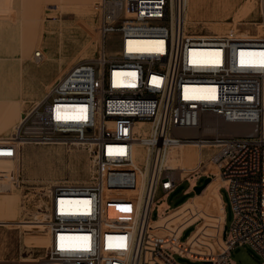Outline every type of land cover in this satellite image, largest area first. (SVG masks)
<instances>
[{
    "label": "built area",
    "instance_id": "built-area-1",
    "mask_svg": "<svg viewBox=\"0 0 264 264\" xmlns=\"http://www.w3.org/2000/svg\"><path fill=\"white\" fill-rule=\"evenodd\" d=\"M98 5L96 56L67 72L41 103L23 113L10 139L0 141V160L12 164L0 169V186L21 188L17 163L26 144L83 146L91 153L93 177L51 188L43 256L0 264H181L177 253L149 242L147 232L182 184L163 162L183 145L200 147L205 158L190 170L188 188L213 179L205 166L215 165L234 213L226 225L227 253L206 264H235L231 251L243 246L264 264V37L187 30L186 0H99ZM139 122L151 124L145 137ZM230 124L255 131L230 137L225 130ZM186 129L216 134H176ZM138 143L147 154L142 164L136 162ZM110 184L115 193L136 195L123 203L134 219H117L108 227L104 194ZM166 206L163 215L170 210Z\"/></svg>",
    "mask_w": 264,
    "mask_h": 264
},
{
    "label": "rangeland",
    "instance_id": "rangeland-1",
    "mask_svg": "<svg viewBox=\"0 0 264 264\" xmlns=\"http://www.w3.org/2000/svg\"><path fill=\"white\" fill-rule=\"evenodd\" d=\"M22 0H0V22L16 23L18 19L17 9ZM26 6L32 5V0H26ZM199 18L200 23L191 29L196 33H214L215 28H222L224 32H239L248 36L259 35L264 37V11L262 9V0H199ZM248 10L247 13L244 11ZM84 17L88 15L90 24L86 23L85 32L86 36L80 40L77 36L82 29L78 26L72 30L73 49L85 48L90 54V59L94 58L97 54V44L99 37L97 34L98 24L96 23L92 11H86L85 13L80 10V7L73 8L71 12L64 10H51L48 6L41 7L40 19L36 21L39 27L24 28V41L28 42L27 32L30 30L35 35L36 42L41 44H52L56 42L54 39L56 36L61 37L57 42V48H55V59L59 62L64 61L65 55H67L66 49L68 45H65L66 41L70 37V30L65 29L67 32L62 31V21L73 19L80 15ZM77 20V19H76ZM27 22V20L25 19ZM78 21H81L78 20ZM85 20H82V25L85 26ZM89 26V27H88ZM77 28V29H76ZM90 28V29H89ZM14 28L9 29V35L13 37ZM221 34V33H220ZM66 38V39H65ZM65 41V42H64ZM80 46V47H79ZM36 48L35 50H39ZM42 50V49H41ZM83 54V53H81ZM53 68V67H52ZM46 70L50 74V87L54 86L59 80H61L68 71V68L60 71L51 68ZM33 71H0V97H7L12 91L22 96L23 93L28 91L30 99L37 94L39 79L42 73ZM48 88L49 93L51 88ZM35 91V93H34ZM24 96V94H23ZM40 100H35L34 103L27 102L23 108V112L28 111L34 105H37ZM150 127L147 126L144 130L145 136L150 132ZM16 129L11 133V136L15 133ZM255 131V127L249 132L240 133L236 131H228L229 136L251 134ZM214 134L213 132H204ZM175 152L170 154L171 161L168 164L167 169L175 170L174 177L182 182L177 190L170 195L167 200L170 210L163 215V211L166 205L160 206L161 218L158 223L152 224L147 232V240L149 242L158 244L166 248L164 242L167 240V236L171 244L178 242L180 232L189 225L193 228L188 229L181 240L184 242L181 245L183 253L193 259L213 261L217 256L227 253L224 228L225 219L224 209L225 205H221L219 200L220 194L210 193L204 196L197 195L196 202L191 203L182 210L171 211V208L175 209L181 206L189 198L195 197L196 193L192 190L191 193L184 194L188 188L187 179L190 178V170L183 172L179 171L185 161V168H193L196 163L194 159L196 157V151L192 149H180L173 150ZM147 156L146 152L139 150V164L144 162V158ZM184 158V159H183ZM20 169L22 185L20 189L10 188L7 185L0 186L6 187L9 192H0L1 197L13 198L17 202V206L20 208L18 222H9L4 216L0 218V255L5 258H38L45 254L46 247L37 246L35 241L39 238H49V231L46 227L47 215L46 209L48 205V196L53 186L61 183H89L93 177L94 169L91 162V153L89 149L80 145H68V144H26L22 145L19 155V161L17 163ZM12 166L9 162L0 161V169H10ZM111 170V169H110ZM136 170L139 171L138 167ZM119 178V175L116 176ZM125 180V179H124ZM205 179L199 182V186L203 184ZM128 181V180H126ZM118 182V181H117ZM186 182V183H184ZM222 190V187L220 188ZM223 199L227 204V223L229 227L232 224L234 213L232 210L230 198L226 190H222ZM106 192L104 194L105 198ZM136 195V193H113L112 197H118L119 200V213L129 212L126 210L120 211L127 201ZM160 197V196H159ZM162 199L159 201L162 203ZM224 206V208H222ZM171 211V212H170ZM159 214V207L155 209L152 214V219H157ZM123 216L120 214L116 218L121 219ZM43 222V223H39ZM4 223V224H3ZM26 224V228L23 225ZM40 225L42 227H40ZM26 230V231H25ZM194 230V231H193ZM161 232L163 234H161ZM193 232V233H192ZM192 233V235H191ZM32 237H31V236ZM191 235V236H190ZM190 236L189 240L187 238ZM231 260L235 264H262L261 257L249 246L237 247L231 251ZM175 260L181 264H206L204 262H191L185 258L175 255Z\"/></svg>",
    "mask_w": 264,
    "mask_h": 264
},
{
    "label": "crops",
    "instance_id": "crops-1",
    "mask_svg": "<svg viewBox=\"0 0 264 264\" xmlns=\"http://www.w3.org/2000/svg\"><path fill=\"white\" fill-rule=\"evenodd\" d=\"M26 0H22L21 4H19L17 9L18 19L16 20V23H10V22H0V71H33L42 73L39 83L37 85L38 91L37 94L34 91V97L30 99L28 96V91L26 93H23L22 96L16 93L17 91H12L10 94L7 95V97H0V141L8 140L11 137V133L17 129L18 124L22 118L23 115V108L27 105V102L34 103L35 100H40L39 103L47 96V90L51 86L50 83V74L46 72V70H49L48 68H51L50 70L53 71L54 69L63 71L68 68V71H70L75 65L80 64L84 61H87L90 59V54L88 51H85V48H79L74 50L73 44L75 43L72 41V33L74 30H72L74 27L78 26L80 29V33H78V37L83 39L86 36L85 27L86 23L88 25L90 24L87 20H89L88 15L85 17L81 14L79 19L78 17L68 20L62 21V31L60 30V35L65 32V29L70 30V37L68 38L65 45L67 46L66 52L67 55H65L64 61L59 62L58 59H55V48H57V42L61 39V37L56 36L55 41L51 45L50 44H41V42H36L34 39L37 35H35L30 30L27 32V37L29 38L28 42L25 43L24 41V33H25V27L26 28H34L39 27L38 24H36V21H39L40 19V12L41 7L48 6V9L51 10H64L71 12L73 8L80 7L81 12L84 13L86 11H92L91 16L95 19L96 23L99 24L100 20V10H99V0H32V5L26 6L25 3ZM199 0H188V15H187V30L192 31L191 29H194L196 25L200 23L199 18ZM245 13L248 12V10L244 11ZM27 20V22L25 21ZM81 21H78L80 20ZM82 20H85V26L82 25ZM14 35L11 37L9 35V29L14 28ZM89 27V26H88ZM87 28V27H86ZM75 29V28H74ZM77 29V28H76ZM90 29V28H89ZM224 32V29L222 28H215L214 33L222 34ZM224 34V33H223ZM63 37V35H61ZM66 39V38H65ZM99 39V38H98ZM65 42V41H64ZM97 48L99 51L100 48V39L97 44ZM39 50H35L36 48H40ZM80 47V46H79ZM38 52H41L42 58L38 59L36 57V54ZM83 53V54H81ZM98 53V52H97ZM54 69H53V68ZM32 72V73H33ZM53 87V86H52ZM52 87H50L52 89ZM50 89V90H51ZM49 90V91H50ZM38 103V104H39ZM146 161V157L144 158V162ZM136 162L139 164V153L136 155ZM185 164V161L184 163ZM12 167V166H11ZM139 168V166L137 165ZM114 181H118L115 180ZM186 183V182H184ZM183 184V183H182ZM199 186V185H198ZM114 184H110L107 188V192L105 195V211L107 215V226H112L116 223V218L118 215L123 216V220H133L134 214L133 211L129 209V205H125L122 209L120 208V211L123 210L129 213H119V200L118 197L114 198L112 197V194L115 193L117 189ZM223 190V187H222ZM222 190H219L220 197L222 198V202L225 205L224 210V219H225V226L227 223V204L223 199ZM6 187H0V192H9ZM192 192L191 188H187L184 192V194H189ZM198 196L195 195V197L189 198L185 203H183L181 206L173 209L171 208V211L176 210H182L183 208L187 207L193 202H196ZM191 202V203H190ZM165 204V203H164ZM163 204V205H164ZM166 204H168L166 202ZM165 204V205H166ZM167 207V206H166ZM170 211V212H171ZM20 213V208L17 206V202L13 198H6L0 196V218L3 216L9 220V222L4 223H12V222H18V217ZM160 220V219H159ZM158 221H154V223H158ZM3 223V224H4ZM43 223V222H39ZM43 226V225H42ZM40 225V227H42ZM44 227V226H43ZM23 228H26V224L23 225ZM193 228L192 225L187 226L184 228L180 234L178 242H175L171 244L169 240V236H167V240L164 242L166 245V248L171 249L175 253L178 254V256L185 258L187 260H193V261H199V262H206V260H197L193 259L183 253L181 245L184 244L182 242L181 238L184 235V233L190 229ZM26 231V230H25ZM194 231V230H193ZM193 233V232H192ZM191 233V235H192ZM161 234H163L161 232ZM190 235V236H191ZM31 236V235H30ZM190 236L187 238L185 242H187L190 238ZM32 237V236H31ZM107 244L111 245L112 238L107 237L106 238ZM48 239L46 238H39L35 241V244L37 246L41 247H47L48 246ZM108 255V253H107ZM22 258H5L4 256L0 255V261H19Z\"/></svg>",
    "mask_w": 264,
    "mask_h": 264
},
{
    "label": "bare ground",
    "instance_id": "bare-ground-1",
    "mask_svg": "<svg viewBox=\"0 0 264 264\" xmlns=\"http://www.w3.org/2000/svg\"><path fill=\"white\" fill-rule=\"evenodd\" d=\"M264 1V0H263ZM186 7H187V10H186V15H185V28L187 27V24H188V21H187V15H188V0H186ZM38 55H40L41 56V52H38ZM42 58V57H41ZM41 58H38V59H41ZM51 91V90H50ZM50 93V92H49ZM48 93V94H49ZM48 94H47V96H48ZM46 96V97H47ZM45 97V98H46ZM44 98V99H45ZM43 99V100H44ZM42 100V101H43ZM41 101V102H42ZM40 102V103H41ZM151 126V124L150 123H147V122H139L138 124H137V130H138V132L140 133V136L141 137H145V135H146V133L144 132V130H145V128L147 127V126ZM252 127L253 126H251V125H240V124H230V125H226V127H225V130H226V134H227V136H229L228 135V133H227V130L228 131H236V132H240L241 134L242 133H245V132H249L251 129H252ZM150 129H151V127H150ZM204 132H213L214 134H212V135H210V133H204ZM176 134H178V135H180V136H187V137H192V138H196V137H198V136H200V135H207V136H214L215 134H216V131L215 130H198V129H186V130H178L177 132H176ZM243 135H247V134H243ZM236 136H241V135H236ZM230 137H234V136H230ZM140 143H138V145L136 146V149H137V152H136V155L139 153V150L141 149V146L139 145ZM181 147H184V149H192V150H195L196 151V157H195V159H194V162L193 163H196V165L195 166H197L199 163H200V161H202V160H204L205 158H204V153H203V150L200 148V147H197V146H195V145H183V146H181ZM180 147V148H181ZM179 148V149H180ZM208 149H210V148H208ZM173 152H175V151H171L170 153H169V155L167 156V158L165 159V161L163 162V167H165V168H168V164H169V162H172L171 161V157H170V154L171 153H173ZM147 157V156H146ZM147 159V158H146ZM184 159V158H183ZM1 161V160H0ZM1 162H7V161H1ZM194 166V167H195ZM205 168H206V173H211V174H213L215 177L213 178V179H211L212 181L209 183V185L202 191V195L201 196H204V195H206V194H210V193H216L217 195H218V193H219V190H220V188L221 187H224V185H225V182L220 178V174H219V169L215 166V165H213V164H206V166H205ZM191 169H193V168H188V169H186L185 168V164H183L182 165V167H181V169L179 170V171H181V172H183V174L186 172V171H188V170H191ZM192 183L194 184V181H192ZM198 186V185H197ZM196 186V187H197ZM196 195H200V194H196ZM221 199V201H220V203H221V205H222V198L221 197H219V200ZM224 205V204H223ZM222 208H224V206L222 207ZM225 210V209H224ZM224 212V211H223ZM223 218H224V216H223ZM152 224H154V222L152 223ZM152 224L150 225V226H152ZM225 229V228H224ZM148 235V234H147Z\"/></svg>",
    "mask_w": 264,
    "mask_h": 264
},
{
    "label": "water",
    "instance_id": "water-1",
    "mask_svg": "<svg viewBox=\"0 0 264 264\" xmlns=\"http://www.w3.org/2000/svg\"><path fill=\"white\" fill-rule=\"evenodd\" d=\"M212 180L210 178H205L204 182L202 185L200 186H197L193 189V191L196 193V194H201L202 191L209 185V183L211 182ZM226 230H227V227L225 226V229H224V239H225V236H226ZM206 263V262H205Z\"/></svg>",
    "mask_w": 264,
    "mask_h": 264
},
{
    "label": "snow or ice",
    "instance_id": "snow-or-ice-1",
    "mask_svg": "<svg viewBox=\"0 0 264 264\" xmlns=\"http://www.w3.org/2000/svg\"><path fill=\"white\" fill-rule=\"evenodd\" d=\"M262 67H264V65H261Z\"/></svg>",
    "mask_w": 264,
    "mask_h": 264
},
{
    "label": "trees",
    "instance_id": "trees-1",
    "mask_svg": "<svg viewBox=\"0 0 264 264\" xmlns=\"http://www.w3.org/2000/svg\"><path fill=\"white\" fill-rule=\"evenodd\" d=\"M185 203V202H184Z\"/></svg>",
    "mask_w": 264,
    "mask_h": 264
}]
</instances>
